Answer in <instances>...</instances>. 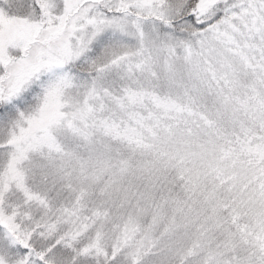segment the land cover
I'll return each instance as SVG.
<instances>
[{
	"label": "snow or ice",
	"instance_id": "1",
	"mask_svg": "<svg viewBox=\"0 0 264 264\" xmlns=\"http://www.w3.org/2000/svg\"><path fill=\"white\" fill-rule=\"evenodd\" d=\"M0 264H264V0H0Z\"/></svg>",
	"mask_w": 264,
	"mask_h": 264
}]
</instances>
